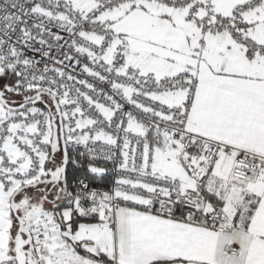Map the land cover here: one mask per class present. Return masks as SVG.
<instances>
[{"label": "snow or ice", "instance_id": "snow-or-ice-1", "mask_svg": "<svg viewBox=\"0 0 264 264\" xmlns=\"http://www.w3.org/2000/svg\"><path fill=\"white\" fill-rule=\"evenodd\" d=\"M0 264H264V0H0Z\"/></svg>", "mask_w": 264, "mask_h": 264}]
</instances>
